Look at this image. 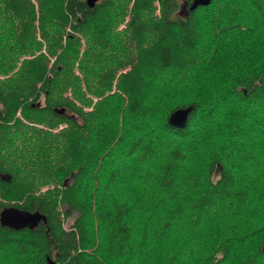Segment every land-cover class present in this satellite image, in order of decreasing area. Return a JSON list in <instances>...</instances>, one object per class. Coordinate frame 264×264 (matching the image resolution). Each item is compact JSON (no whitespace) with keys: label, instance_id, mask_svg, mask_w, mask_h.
<instances>
[{"label":"trees","instance_id":"obj_1","mask_svg":"<svg viewBox=\"0 0 264 264\" xmlns=\"http://www.w3.org/2000/svg\"><path fill=\"white\" fill-rule=\"evenodd\" d=\"M192 1L0 0V264H264V0Z\"/></svg>","mask_w":264,"mask_h":264},{"label":"water","instance_id":"obj_2","mask_svg":"<svg viewBox=\"0 0 264 264\" xmlns=\"http://www.w3.org/2000/svg\"><path fill=\"white\" fill-rule=\"evenodd\" d=\"M98 0H87L90 6H94ZM211 0H193L189 6L190 10L196 9L199 5H208ZM188 3L182 5L181 12L188 13ZM194 106L189 105L187 107H181L174 110L169 116V123L173 126L184 128L187 125L189 116L193 111ZM59 113H64L65 109L60 108L57 109ZM0 176L2 178L6 177V174L0 172ZM71 178H67L65 183L70 181ZM41 222H47V216L40 212L39 210L36 211H29L27 209H23L17 206H7L3 208L0 212V223L3 226H7L11 229L19 230L24 228L34 229L36 228ZM264 248V246H263ZM48 264H56L54 260L48 258Z\"/></svg>","mask_w":264,"mask_h":264},{"label":"rangeland","instance_id":"obj_3","mask_svg":"<svg viewBox=\"0 0 264 264\" xmlns=\"http://www.w3.org/2000/svg\"><path fill=\"white\" fill-rule=\"evenodd\" d=\"M224 1V4H225V6L228 8L229 7V3H228V0H223ZM208 18H209V20L211 19V14L209 13L208 14ZM255 20H259V17L257 16V18L255 19ZM203 21V20H202ZM232 22H230V20H228L227 22H226V25H229V24H231ZM214 24H215V22H214ZM213 24V26L212 27H207L208 28V30L210 31H206V35H204L203 36V41H202V43L203 42H207L209 39H210V33H213V37H214V33H217V34H222V35H224V32H215V26H216V24L214 25ZM235 24V23H234ZM234 24H232V25H234ZM123 26L121 25L120 26V28H122ZM256 36L257 35H255V37L253 38V39H255L256 38ZM253 39H250V40H248V41H246V42H244V43H242L241 44V46L238 48V49H242V48H245ZM181 72V71H180ZM173 74V72H171L169 75H172ZM225 106H227L226 104H224ZM226 115V110H223V109H221V113L219 114V116L217 117L218 119H219V117H223V116H225ZM222 121H223V119H222ZM64 126H66L65 124H62V126L61 127H64ZM199 127H197V129H198ZM199 132V131H198ZM221 135L222 136H224L223 135V133H221ZM200 138V137H199ZM212 138V137H211ZM165 139V138H164ZM167 139V138H166ZM208 139H210L209 138V136H203V139L202 140H204L205 142H207L208 141ZM231 139L232 140H234V138H233V136H231ZM197 140H200V139H197ZM197 140H195V141H197ZM237 140H238V138H237ZM167 141V140H166ZM169 142V141H168ZM194 142V141H193ZM173 143V141H170L169 142V144H170V147L173 145L172 144ZM209 150H210V148H209ZM194 156V155H193ZM195 157V156H194ZM194 157H193V159L190 161V163L192 164V166H194V165H198V163L196 162V158L194 159ZM238 161V160H237ZM186 164V163H185ZM246 164H248L247 165V167H249L250 168V165H251V163L249 164L248 162L246 163ZM125 166H128V162L127 163H125V165H124V167ZM235 167V169L237 170V171H240V172H246L247 171V169H245V168H240V167H237V166H234ZM137 168V167H136ZM195 172H196V169H192V170H190V171H188V175H190L192 178L194 177V174H195ZM187 174V173H186ZM122 176V175H121ZM184 176V175H183ZM128 178H131V179H133L134 181H137L138 179H140V178H143V177H141V173L140 172H137V171H134V170H132V172H130V170L124 175V176H122L121 177V181H122V183L124 184V181H126V180H128ZM47 185H44V186H42V188H41V190H46L47 189ZM76 216H77V213H73V214H71L70 216H68V217H66V216H64V215H62V219H63V223H64V227L65 228H69L72 224H73V222H74V220H75V218H76ZM181 225L182 224H185V219H183L182 220V222L180 223ZM176 238V237H175ZM178 239H180V241H182L181 240V238H178ZM17 252H18V248H17ZM21 253H19L18 252V254H11V253H7V255H5L4 257L5 258H9V257H12L13 259L15 258V257H27V255H26V253H22L21 255H20ZM195 254V256L194 257H189L188 258V261H190L191 259H193V258H195V257H197L198 255H199V253L198 252H195L194 253ZM178 256V255H177ZM184 256V255H183ZM182 256V257H183ZM198 257H201V256H198ZM149 258V257H148ZM12 259V260H13ZM16 259V258H15ZM150 259V258H149ZM148 259V260H149ZM203 259V257L202 258H200V262H201V260ZM180 260L182 261V262H185L186 260H187V257L184 259H182V258H180ZM156 261L155 260H149L148 262L146 261V264H154ZM199 262V263H200ZM198 263V264H199ZM2 264H4V263H2Z\"/></svg>","mask_w":264,"mask_h":264},{"label":"flooded vegetation","instance_id":"obj_4","mask_svg":"<svg viewBox=\"0 0 264 264\" xmlns=\"http://www.w3.org/2000/svg\"><path fill=\"white\" fill-rule=\"evenodd\" d=\"M185 13V12H184Z\"/></svg>","mask_w":264,"mask_h":264}]
</instances>
